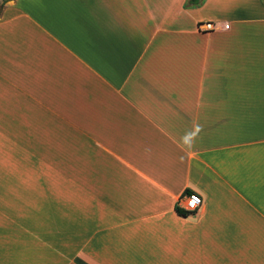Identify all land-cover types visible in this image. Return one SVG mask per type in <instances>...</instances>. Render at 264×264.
I'll return each mask as SVG.
<instances>
[{
	"label": "crops",
	"instance_id": "obj_1",
	"mask_svg": "<svg viewBox=\"0 0 264 264\" xmlns=\"http://www.w3.org/2000/svg\"><path fill=\"white\" fill-rule=\"evenodd\" d=\"M186 2L0 0V264H264V3Z\"/></svg>",
	"mask_w": 264,
	"mask_h": 264
},
{
	"label": "built area",
	"instance_id": "obj_2",
	"mask_svg": "<svg viewBox=\"0 0 264 264\" xmlns=\"http://www.w3.org/2000/svg\"><path fill=\"white\" fill-rule=\"evenodd\" d=\"M229 28L228 22L221 21H202L196 23V29L202 32H209L214 30H224ZM178 207L186 212L195 211L201 204V197L197 192L188 191L180 195L177 200Z\"/></svg>",
	"mask_w": 264,
	"mask_h": 264
},
{
	"label": "trees",
	"instance_id": "obj_3",
	"mask_svg": "<svg viewBox=\"0 0 264 264\" xmlns=\"http://www.w3.org/2000/svg\"><path fill=\"white\" fill-rule=\"evenodd\" d=\"M203 0H187V5L190 6H194V5H199L200 3H202ZM262 2L264 3V0H262ZM176 211L180 214H184L186 211H183L181 208L176 206Z\"/></svg>",
	"mask_w": 264,
	"mask_h": 264
}]
</instances>
